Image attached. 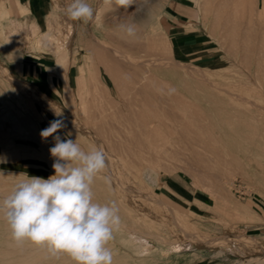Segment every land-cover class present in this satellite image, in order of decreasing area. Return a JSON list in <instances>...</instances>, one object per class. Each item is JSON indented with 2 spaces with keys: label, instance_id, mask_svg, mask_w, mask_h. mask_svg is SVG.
I'll use <instances>...</instances> for the list:
<instances>
[{
  "label": "bare ground",
  "instance_id": "6f19581e",
  "mask_svg": "<svg viewBox=\"0 0 264 264\" xmlns=\"http://www.w3.org/2000/svg\"><path fill=\"white\" fill-rule=\"evenodd\" d=\"M174 1L176 2L177 0H144L138 5L136 14L134 15L139 19L141 14L144 13L143 7L147 3V5H150L147 6V9H149L146 10L149 11L148 14L154 12L153 14L156 15L153 16L160 18L159 20L157 19L158 23L156 24L162 23L164 21V10L170 2ZM259 7L264 10V0H200V4H198V10L201 13L199 19L206 30V34L213 35L214 31L212 29H215V27L220 28L218 29L220 30L218 33H221L218 35L217 50L226 55L244 53L242 58L228 57L224 54L213 58L209 54L208 49L195 48L193 51L196 53L190 56L194 62H187L182 55L184 50L173 46L171 40L168 39L163 31L157 30L155 33H152L154 32L152 31L154 25L151 24L152 32L150 35L146 34V36L148 35L146 40H152L161 46L167 54H161L163 55L161 58H159L160 54H158L159 57L155 59L157 55L154 54L155 56H152L153 53L149 52L150 56H148L145 52L149 60L151 56L154 58L151 57L152 59L148 61V57L145 56L147 61H144L145 58H142L144 62L141 63L138 61L139 58H137V55H140L138 54L139 51L135 54L131 53V50L132 48L136 50L141 47L138 46L137 48V45L142 40L144 41V39L139 40L140 36L145 38V35H139L141 30H138V33L136 30L141 29L142 23H139L140 27L136 25L137 27L133 29V35H127V31L125 32L124 29L125 26H121L122 36L120 34V37L123 39L130 38L126 40L130 41L132 39L138 44L133 45L134 42H131L133 45L131 47V44L128 46V42L126 46L124 43L127 42H124L122 39V45L119 48L110 47L106 44L102 47L97 44L86 47L89 60V70L87 71L89 79L87 81L90 83V86L87 87L89 91L87 92L86 89L87 94H89L87 100L82 95L84 78L81 81L75 78L71 82H65L63 80L65 75L60 72L59 80L55 81L58 88L51 94L45 88V85L51 82L46 77L47 74L41 76L39 87L32 85L30 87L24 81L13 78L14 76L12 77L7 69L0 66V76L16 87L20 93L19 95L23 98L19 102H13L6 106L11 119V132L13 133L5 141L8 146L7 148H9L8 152L5 151L11 157V160L8 158L10 165L15 166L17 169H22V173H26L29 176H40L47 179L49 176L54 175L52 168L54 158L51 156L49 149L54 146L55 141L53 137L42 138L40 132L49 126L50 121L62 118L67 125L66 128L61 129L58 133L62 139H76V142L85 151L93 148H102L105 151L107 155V168L99 173L94 180L92 185L94 200L102 204L115 201L121 217L120 226L125 230L131 231L138 229L131 222L136 220H131L132 215L134 217L140 216L137 212H133L135 207H131V201L146 199L155 204H161L157 199V195H155L157 196L155 198V196L147 194L137 184L141 180L142 175H145V171H151L154 164L152 153L154 151H157L159 155L169 151L171 155L173 154L172 156H175L185 150L187 156L184 162L188 169L184 170L183 173L189 179L195 180L192 184L196 186L198 182L202 181V178L205 182H212L213 176L210 175L208 168L214 162L212 159L218 155L216 146H222L223 144L228 149L226 154L228 157L231 156L230 160H228L231 170L234 174L243 176V165L240 166L242 163L238 164L240 161H238L236 155L231 151L234 149L247 150L248 145H250L249 142L252 139H249V134L253 132L251 137L254 138V136L256 137V129L259 130L260 128L257 131H261V133L264 130V104L262 106L258 102V100L264 99V20L263 14L257 15L259 12L263 13L262 10L258 9ZM97 11L95 17L99 18L101 11L99 9ZM213 13L216 15L215 21L212 19L214 17L212 16L214 15ZM151 17V15L148 16V19L150 20ZM133 23L135 22L133 21ZM194 31L195 29L191 30V35H195L196 32ZM254 40H257L258 46L257 44L255 45L257 49H253L256 43ZM213 42L216 41L213 40ZM250 44L253 45V47L251 46L252 48L249 47ZM140 45L143 44L140 43ZM24 46L25 53L31 55L32 52H35L42 64L49 67L58 65L60 69L63 68L64 71H69L68 67L64 66L66 51L61 46L58 47L60 53L55 59H46V55L44 54L46 50L44 48L46 47L36 35L27 34L24 37ZM141 48L140 50L143 52L142 49L144 48ZM252 52L256 53L257 56L255 59L253 58V63H250L252 59L248 57ZM248 53L250 54L248 55ZM132 55L136 56V59ZM11 57L18 60L21 59V55L11 54ZM248 61L250 64L246 63ZM212 68H218L216 74H213ZM249 68H253L252 70L254 71L249 72ZM210 70L212 71L210 72ZM231 70L232 72L234 71L233 74ZM228 74L231 76H228ZM69 75L73 76L74 73L70 71ZM215 76L217 78L226 76L225 78L228 81H225L226 79L223 77L222 80L224 79L225 83H221L220 80L218 82V79H213ZM233 78H235V82H232V85L229 80L233 81ZM226 82H230V84L227 83V85ZM170 87L175 88L176 91L170 93ZM181 93L185 94L186 98L180 97ZM50 94L59 100L61 106L50 98ZM113 94H118L122 97L121 101L127 96V101L124 102L123 100L124 103H115L110 98ZM102 100L107 101V103L103 104ZM133 103H135L136 109L131 105ZM172 103L187 104V107L181 109L179 113H175L171 106ZM224 103L229 104L232 114L229 113L228 115L223 112L224 109L221 106H224ZM152 107L159 109L161 111L160 115L150 114L149 108ZM56 112L61 113V117H57ZM253 125L257 127L253 128ZM19 129H24L25 133L28 131V134L15 136ZM68 133H71L70 137L67 136ZM4 135L1 136L4 137ZM15 137L27 139L34 143L33 146L36 145L41 153H43V155L40 153L44 157L43 162L36 163L28 162L27 160L17 162L15 160L16 157L34 159L38 158V156L18 155L19 153H16L18 145L15 142ZM252 140L251 143L255 142ZM260 142L261 140L258 143L261 144ZM5 143L3 142L2 144L5 145ZM254 146L260 148L258 144H254ZM25 147L22 146L20 149H24ZM26 148L25 150H28L29 147ZM259 148L255 152L249 153V156L246 157L249 161L244 157L245 161H247L246 168L256 165V157L257 155H261L262 152V148ZM194 171L200 173L202 177L200 181H198L200 176H197ZM191 172L194 175L190 174ZM146 174H149V172ZM229 182L232 183L233 181L230 180ZM223 186L224 184H221L222 188H224ZM8 188L5 191H1L3 195H0L4 196V199L12 190ZM221 197L223 196L221 195ZM226 197L228 196L225 195L223 198L227 199ZM135 205H138V203ZM143 205L147 207L146 203H143ZM135 209H138V207ZM144 218L147 219L146 216ZM172 218L174 219V217ZM2 220L5 221L3 215L0 214V221ZM164 220L166 219L164 218ZM145 222L148 223L149 221L146 220ZM166 222L165 224H167ZM174 222H178L176 217ZM179 222L176 224L177 227ZM5 224L4 230L10 233L6 221ZM148 225L151 224L149 223ZM179 227L181 226L179 225ZM140 228L141 226H139L138 230ZM143 228V230H149L145 228V225ZM140 231L142 232V230ZM147 231H145V236L151 233V230L148 231L149 233ZM153 236L156 235L153 233ZM157 237L162 242L166 240H164L165 237L162 239L160 235H157ZM3 245L5 249L0 251L1 263L57 264L70 258L64 254H53L46 247L28 241L18 244L15 241L8 240ZM67 263L69 264V262Z\"/></svg>",
  "mask_w": 264,
  "mask_h": 264
},
{
  "label": "rangeland",
  "instance_id": "374dc122",
  "mask_svg": "<svg viewBox=\"0 0 264 264\" xmlns=\"http://www.w3.org/2000/svg\"><path fill=\"white\" fill-rule=\"evenodd\" d=\"M142 1L144 0H128L126 4L121 5L118 4L116 0H90V4L94 8V21L92 19L89 22L85 23L86 27L83 30L85 33V37H79L75 39V44L73 45V47H71V50L70 47L68 48L66 46H61V48L65 49L66 51V60L64 66H67L69 71H64L63 68L60 69L58 65L49 67L45 64H42L37 58L36 53L32 52V54H34V57H29L27 59V66L25 67L24 75L21 76V59L18 60L11 57V55L9 54V45L4 43L1 38L0 66L4 67L7 70H12L13 75L11 73L10 75L12 77L14 76L13 78L24 81L30 87H39L41 76L47 74L46 77L51 82L47 83L45 85V88L51 94H53L54 90L58 88V85L57 83H55V81L59 80L60 72L65 75L63 79L65 80V82H71L75 78L81 81V79L84 78L82 95L85 100H87L89 98V94H87L89 89H87V87L90 86V83L87 81V79H89L87 72L89 70V60L86 47L93 46V44H97L102 47L104 46V44H106L110 47L119 48V46L122 45L121 42L123 39L120 37V34L122 36L121 26H125L124 29L126 32V29L130 28V26L132 29H135L140 25V22L142 23V27L139 26L141 29L136 30L137 33L138 30H141V32L139 31V35H145V38L140 36L139 41L144 39V41L142 40L143 43L138 41V44L132 39L130 41L126 40L130 38L123 39L124 42H127L124 43L126 44V46L128 45V42V46H130L131 42H134L133 45H136L137 43V48L138 46H144L142 47L144 49L139 47L138 49H136L137 51L133 48L131 50V53L135 54L139 51L138 54L140 55H137V58H139V60H137L141 63L147 61V58H145V56H147L149 52L151 54L153 53L152 56L157 55V57L155 56V59L159 56V58H161L163 55L167 54L164 49L161 46L157 45L155 42H153L152 40H146L147 36L150 35L152 31H154L152 33H155L157 30L163 31L168 39L171 40L173 46L184 50L182 52V55L184 56V60H186L187 62H194L192 61L190 56L193 53H196L195 51H193L195 48L208 49L209 54L213 58L219 57L220 55L224 54L220 53L217 50V42L219 39L218 35L219 33H221H218V31H220L218 29L220 28L214 26L215 29H212V31H214V36L208 35L206 34V30L199 19L201 16L200 11L198 10V4H200V0H177L176 2H170L168 7L163 12L164 21L159 24L156 23H158V20L160 18L158 16H153L156 15L153 14L154 12L148 14L149 11H146L149 9H147V6H150L149 4L147 5V3H145L146 5H144L145 7H143V9L145 10V14H141V17H143H140L139 19L135 17L134 14H136L138 5ZM7 2H9V0H0V23L5 29L10 25L11 21V14L8 12ZM61 2H63V5H61V18L62 20L64 19L66 21V3L64 2V0H61ZM26 5V1L24 5H18L17 22L19 25H21L24 20L22 6ZM97 9L101 11L99 18L95 17L96 12H98ZM258 9L262 10L263 13L259 12L257 15L260 16V14H263L264 20V10L260 7ZM2 11L5 12V17H3ZM150 15L153 18L151 17V19L149 20L148 16ZM212 16H214L212 17V19L213 21H215L216 15L214 14ZM132 20L135 23H133ZM144 21H147V23H145ZM82 22L83 21H75L76 26H80ZM129 22L131 23V25ZM36 23L40 26H44L45 19L41 18L38 21L36 20ZM92 24L93 29L91 28ZM151 24L154 25V29L152 27V31ZM193 29H195V35H191V30L193 31ZM127 32L126 34L128 35ZM22 33L23 30L21 28L20 34ZM146 34L148 35L146 36ZM213 40L216 42H213ZM255 42V44L253 43V49H257V47L255 46L256 44L258 46L257 40ZM140 43L143 45H140ZM251 44L249 45L250 48L253 47V45ZM133 45L131 47H133ZM140 48L143 52H141ZM68 49L69 53H67ZM254 52H252L251 54L248 53V55L250 54L248 58L252 59L250 63H253V58L255 59L257 56ZM143 53H145L146 55ZM149 54L148 56H150ZM158 54L160 55L158 56ZM243 54L234 53L224 55L233 58H242ZM134 55L132 56L136 59V56ZM151 57L150 60L154 58ZM50 58L54 59V56L51 55ZM142 58H145V60L143 59V61ZM150 60L148 57V61ZM246 63H249V61ZM252 69L253 68H249V72H253L254 70ZM212 70H210V72L212 71L213 74H216V70H218V68H212ZM70 71L74 73L73 76L69 75ZM231 73L233 74L234 71L232 72L231 70ZM228 76L231 75L228 74ZM215 77H213V79H218L217 81L219 82L220 80L221 83H225V81H228L227 78H225L226 76H222V78L224 77V79H226L225 81L224 79L222 80L221 76H218L221 79L217 78V76ZM228 78L231 79L230 77ZM232 80L233 81H229L231 83H234L235 78H233ZM230 82H226V84H230ZM19 94L20 93L18 89H16V87H14L10 82L0 76V142L4 140L0 144V192L7 190L8 187V189H12L17 182L24 179V176L21 175L22 169H17L15 168V166L13 167L12 165H10L11 157L10 155L8 156L9 153L7 154L9 148H7L8 146L5 143L6 138L8 136H12L13 134L10 128L11 119L6 106H8L10 103H15L17 101L19 102L20 100H23V98H21ZM51 94L50 98L54 100L56 104L61 106L59 100L55 99ZM180 97L186 98L185 94L183 93L180 94ZM110 98L115 103H121L123 102V100L124 102L127 101V96H125L121 101L122 97H120L118 94H113V96H110ZM101 102L103 104L107 103V101L105 102V100H102ZM258 102L262 105L264 104V99L258 100ZM131 105L134 109H136L135 103ZM171 106L173 108V112L179 113L181 109L187 107V104L172 103ZM221 107H223L224 110L226 109L225 111L223 110L224 113L228 115L229 113L232 114V110L229 109V104H225L224 106L222 105ZM61 110L64 111L63 108H61ZM149 112L150 114L154 113L156 115H160L161 113V111L156 107L149 108ZM253 126V128L257 127L255 125ZM224 127L226 126L224 125ZM226 129L228 128L226 127ZM19 130H17L15 136L20 134H28V131L27 133H25L24 129L20 131ZM257 130L258 129H256V137H251V135H253V132L249 134V139L252 138L256 142H252V144V139L250 140V145H248L247 147L249 150L247 149L242 151L234 149L231 151L232 153H234V155H236L238 161H240L238 162V164L242 163L240 164V166L243 165V176L234 174L230 166L228 165V160H230L229 158H231V156L228 157V155L226 154L228 152V149L223 144L222 146L217 145L216 147L218 155L212 159L214 160V162L212 163V166H209L208 168L210 175L213 176L212 182H205L200 176V173L198 171H194L197 176H200L199 178L196 176V179H199H197L198 181H200V178H202V181L198 182V185L196 186L192 184V182H194L195 180L189 179L183 173L184 170L188 169L186 163L184 162L185 157L187 156V152L185 150L175 156H172L173 154L171 155L169 151L165 153L163 152V154L161 155H159L157 151L152 152L154 156V164L152 165L153 167L151 171L144 172L145 175H143L145 177L142 175L141 180H139L140 182L138 181L137 184L147 194H151L153 196L157 195L158 198L157 196H155V198H157L161 204H155L146 199H141L142 201H140V199H137L136 201L130 202L132 208L138 207V209L134 208L133 212H137V214L140 215L143 220H147L149 222L147 223L143 221L140 216H138L140 218L139 219L138 217H134L132 215L131 220L136 219L137 221L133 220L131 222L134 224L135 228L139 229V226H141L140 230H142V232L138 229H136V231L125 230L121 226L114 232V238L108 244V247L111 249L113 254V264H264V130H262V133L261 131L258 132L260 128L258 131ZM3 134H5V138L1 136ZM259 135L262 137H260ZM258 136L260 139L258 138ZM258 140H261V144L258 143ZM3 142L5 143V145L2 144ZM15 142L18 145H16L17 149L19 150L17 152L16 149V153H19L18 155L21 154L26 156H38V158L36 157L34 159H23L22 157H16L15 160L17 162H21L24 160L36 163L43 162L44 157L41 156L43 155V153H41L36 145L33 146L34 143H32L30 140L20 138L18 139V137H15ZM20 144L23 147H29L28 150H25L26 147L24 149H20L22 147ZM254 144L260 145V148L258 146L257 148H262V152L261 155H257L256 157V165L254 167L246 168L247 161H245V158L249 156V153H253L257 150L256 146L253 147ZM31 149L33 150L31 151ZM3 150H6L7 152H4ZM26 151H29L30 153H27ZM8 158H10V160ZM147 172H149V174H146ZM190 174H192V172ZM230 180H232L233 182L230 183ZM221 184H224L223 187L225 189L221 187ZM0 194L3 195V192H1ZM224 194L228 196L226 197L227 199L223 198L225 197ZM2 195H0V199L3 201L4 196ZM221 195L223 197H221ZM2 201L0 203H2ZM146 201L149 204L151 203V206ZM135 202L138 203V205H135ZM143 203H146L147 207L143 205ZM133 212L132 214H134ZM144 216H146L147 219L144 218ZM172 217H174V219L176 217L178 222L180 220L181 223L179 222L178 227L176 225L178 222L175 223L176 221L174 222V219ZM137 218L142 221H139ZM164 218L167 220V222L166 220H164ZM138 221L139 223H137ZM164 221L169 225L167 226ZM142 222H145L146 224ZM149 223L151 225H148ZM5 225V221H0V251H3L5 249V246L3 244L6 241H14L11 237V233L4 230ZM144 225L146 229H149L148 231L151 230L152 234L147 230H143ZM146 225L149 227L147 228ZM179 225L181 227H179ZM154 228L157 229L155 230ZM145 231H147L150 235L147 234V236H145ZM153 233L156 236H153ZM157 235H160L162 239L163 237H165L164 240H166L162 242V240L158 238ZM67 262H69V264L74 263L72 259L69 258V260L59 262L57 264H68ZM0 264L10 263L0 262Z\"/></svg>",
  "mask_w": 264,
  "mask_h": 264
},
{
  "label": "clouds",
  "instance_id": "9594fccd",
  "mask_svg": "<svg viewBox=\"0 0 264 264\" xmlns=\"http://www.w3.org/2000/svg\"><path fill=\"white\" fill-rule=\"evenodd\" d=\"M116 2L123 5L128 0ZM65 13L84 23L94 18L88 0H71ZM127 31L134 34L132 28ZM175 91L169 88L170 93ZM66 127L57 118L40 132L42 138L55 141L49 149L54 175L45 179L21 173L25 178L0 203V214L18 244L28 241L44 246L53 254L67 255L74 264H113L108 244L121 225L119 208L115 201L96 202L92 188L97 175L107 168V155L102 148L85 151L76 139H62L58 133Z\"/></svg>",
  "mask_w": 264,
  "mask_h": 264
},
{
  "label": "crops",
  "instance_id": "0c3cea01",
  "mask_svg": "<svg viewBox=\"0 0 264 264\" xmlns=\"http://www.w3.org/2000/svg\"><path fill=\"white\" fill-rule=\"evenodd\" d=\"M25 1L27 5L22 6L24 20L23 23L19 25L17 22L18 5H24ZM64 2L66 3V8L67 5L71 3V0H64ZM88 2L91 3L90 0H88ZM61 5H63L61 0H9V2H7L8 12L11 14V21L6 29L0 23V38L4 43L9 45L10 55H21V76L24 75L27 59L29 57H34V54L27 55L28 53L24 51V37L27 34L36 35V37L42 41V44L46 47L44 48V50L46 49L44 53L46 59H51V55L54 56V59L57 58L59 55V46L70 47L71 50V47L75 44V39L85 37L83 31L86 27L85 23L82 22L80 26H76L75 21L68 16H66V21L64 19L62 20ZM2 12L3 17H5V12ZM41 18L45 19L44 26H40L36 23V20L38 21ZM21 28L23 30L22 34H20ZM91 28L93 29V24ZM67 53H69V49ZM9 71L13 75L12 70Z\"/></svg>",
  "mask_w": 264,
  "mask_h": 264
}]
</instances>
